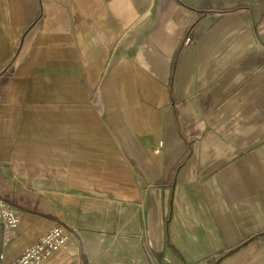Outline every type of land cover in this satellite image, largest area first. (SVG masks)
I'll return each mask as SVG.
<instances>
[{
  "label": "crops",
  "instance_id": "obj_1",
  "mask_svg": "<svg viewBox=\"0 0 264 264\" xmlns=\"http://www.w3.org/2000/svg\"><path fill=\"white\" fill-rule=\"evenodd\" d=\"M0 197L6 263L61 220L89 264H264V9L0 0Z\"/></svg>",
  "mask_w": 264,
  "mask_h": 264
},
{
  "label": "built area",
  "instance_id": "obj_2",
  "mask_svg": "<svg viewBox=\"0 0 264 264\" xmlns=\"http://www.w3.org/2000/svg\"><path fill=\"white\" fill-rule=\"evenodd\" d=\"M94 103L101 111L104 109L99 89L95 90ZM162 146L161 141L158 148ZM21 222L17 207L0 197V264H45L59 250L68 246L74 236L73 231L67 225L57 223L18 257L6 263L5 249L20 229ZM73 260V264H89L78 255L74 256Z\"/></svg>",
  "mask_w": 264,
  "mask_h": 264
},
{
  "label": "rangeland",
  "instance_id": "obj_3",
  "mask_svg": "<svg viewBox=\"0 0 264 264\" xmlns=\"http://www.w3.org/2000/svg\"><path fill=\"white\" fill-rule=\"evenodd\" d=\"M233 1H236V0H231V3L233 4ZM240 1V0H239ZM244 1V0H243ZM246 1V5H256V6H261L263 9H264V0H245ZM95 100V98H94ZM15 205V204H14ZM57 223H63L65 225H67L74 233V236L71 240V242H73L75 244V248H72L71 249V261H70V264H73L74 263V260L73 257L78 255L81 257V259L84 260V256L82 255L81 252L78 251L76 245H77V241H78V228H77V223L76 221H61V220H56L55 221V224ZM70 245V244H69Z\"/></svg>",
  "mask_w": 264,
  "mask_h": 264
}]
</instances>
